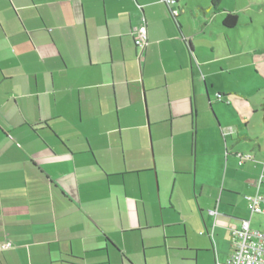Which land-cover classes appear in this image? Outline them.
<instances>
[{"label":"crops","instance_id":"0c3cea01","mask_svg":"<svg viewBox=\"0 0 264 264\" xmlns=\"http://www.w3.org/2000/svg\"><path fill=\"white\" fill-rule=\"evenodd\" d=\"M168 1L0 0V264H218L258 225L264 124L215 83L251 5Z\"/></svg>","mask_w":264,"mask_h":264},{"label":"rangeland","instance_id":"374dc122","mask_svg":"<svg viewBox=\"0 0 264 264\" xmlns=\"http://www.w3.org/2000/svg\"><path fill=\"white\" fill-rule=\"evenodd\" d=\"M224 3V7L234 9L250 3V9H252L253 13L248 12V14H245L241 12L240 22L244 27H240L235 33L233 32V37L238 39L239 42H244V49H248L250 44L257 45L260 41L261 52H250L249 54L247 52H243L244 54H241L237 60L244 65L238 69L237 73H234L232 76H230V79L228 80L224 79V75L219 74L215 80V83L217 88L224 86L228 90L232 89L243 92L246 98L250 97L252 104L254 103L259 110V112L254 115V119L261 120L260 125H262V110L260 104L262 101H264V76H256L253 71L255 69L254 66H247L245 64L251 60L253 62L259 57L264 56V0H226ZM250 17L254 20L253 27H248L245 25L249 23ZM215 33L218 34L217 32ZM230 117L231 115L228 117V119H230ZM254 222L258 223L256 227L264 231V215L256 216Z\"/></svg>","mask_w":264,"mask_h":264},{"label":"built area","instance_id":"2783aa9c","mask_svg":"<svg viewBox=\"0 0 264 264\" xmlns=\"http://www.w3.org/2000/svg\"><path fill=\"white\" fill-rule=\"evenodd\" d=\"M169 4L175 3V0H169ZM178 15L179 11L174 10ZM148 42V31L145 25L136 30L135 44L141 50L145 49ZM245 159L247 157H244ZM243 156H240L239 164L244 162ZM248 159V158H247ZM258 188L264 186V180L260 178L257 181ZM248 208L251 215L264 214V194L259 191L247 197ZM0 244V249L10 246ZM218 264H264V231L252 226L251 220H245L241 226L234 231V244L231 257L225 262Z\"/></svg>","mask_w":264,"mask_h":264},{"label":"trees","instance_id":"16d2710c","mask_svg":"<svg viewBox=\"0 0 264 264\" xmlns=\"http://www.w3.org/2000/svg\"><path fill=\"white\" fill-rule=\"evenodd\" d=\"M215 1H219V0H215ZM178 15H176L175 17H177ZM237 24H238V16L236 15V14H234V13H231V12H229V13H227L226 14V16H225V19L223 20V25L224 26H226V27H228V28H231V29H233V28H235L236 26H237ZM140 28V27H139ZM144 51V50H143ZM261 110H262V117H263V124H264V101H263V103H262V106H261ZM245 157H247L248 159H251V157L252 156H250V155H247V156H245ZM246 158V159H247ZM241 160V159H240ZM245 162V161H244ZM261 194H264V193H261ZM247 206H248V201H247ZM249 209V208H248ZM264 214H258L257 216H263ZM252 216V215H251ZM254 216V215H253ZM257 229H259V228H257ZM261 230V229H260ZM261 231H263V230H261Z\"/></svg>","mask_w":264,"mask_h":264}]
</instances>
